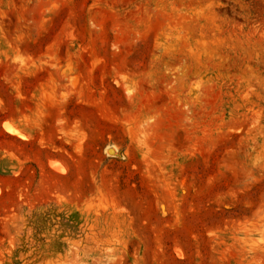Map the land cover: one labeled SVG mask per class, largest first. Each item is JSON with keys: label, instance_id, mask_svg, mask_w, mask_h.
Masks as SVG:
<instances>
[{"label": "rangeland", "instance_id": "374dc122", "mask_svg": "<svg viewBox=\"0 0 264 264\" xmlns=\"http://www.w3.org/2000/svg\"><path fill=\"white\" fill-rule=\"evenodd\" d=\"M0 264H264V0H0Z\"/></svg>", "mask_w": 264, "mask_h": 264}, {"label": "bare ground", "instance_id": "6f19581e", "mask_svg": "<svg viewBox=\"0 0 264 264\" xmlns=\"http://www.w3.org/2000/svg\"><path fill=\"white\" fill-rule=\"evenodd\" d=\"M10 130V129H9ZM12 130V129H11Z\"/></svg>", "mask_w": 264, "mask_h": 264}]
</instances>
